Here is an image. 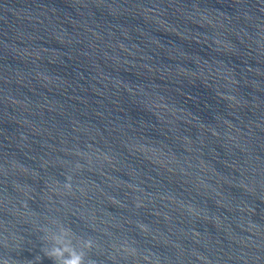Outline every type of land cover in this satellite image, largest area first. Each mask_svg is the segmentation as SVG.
Here are the masks:
<instances>
[{"label": "water", "instance_id": "obj_1", "mask_svg": "<svg viewBox=\"0 0 264 264\" xmlns=\"http://www.w3.org/2000/svg\"><path fill=\"white\" fill-rule=\"evenodd\" d=\"M54 221L93 264H264V0H0V264Z\"/></svg>", "mask_w": 264, "mask_h": 264}, {"label": "clouds", "instance_id": "obj_2", "mask_svg": "<svg viewBox=\"0 0 264 264\" xmlns=\"http://www.w3.org/2000/svg\"><path fill=\"white\" fill-rule=\"evenodd\" d=\"M66 187L70 189L71 185ZM56 227L58 231H47L44 238L51 244L45 255L52 259L53 264H93L87 256V252L93 248V241L89 239L74 242L76 238L70 228L59 223H56Z\"/></svg>", "mask_w": 264, "mask_h": 264}]
</instances>
